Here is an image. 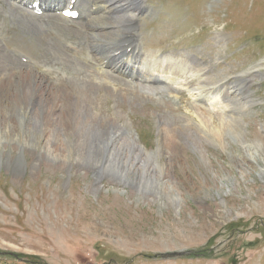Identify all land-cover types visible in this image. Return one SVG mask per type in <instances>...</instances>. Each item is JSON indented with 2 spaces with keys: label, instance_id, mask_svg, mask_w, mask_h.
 <instances>
[{
  "label": "rangeland",
  "instance_id": "1",
  "mask_svg": "<svg viewBox=\"0 0 264 264\" xmlns=\"http://www.w3.org/2000/svg\"><path fill=\"white\" fill-rule=\"evenodd\" d=\"M12 5L13 0L0 1L2 74L33 72L39 62L52 65L50 73L68 69L72 87L85 76L117 85L118 93L100 89L105 95L103 115H121L120 123L129 124V137L151 154L157 153L164 131L167 139L173 134L185 171L178 166L170 173L182 201L176 209L162 197H152L153 191H140L137 175L129 174L125 183L92 170L105 164V156L92 154L83 165L74 155L60 160L66 166L45 157L37 162L43 138L36 133L35 145L29 144L21 129L23 115L11 132L8 114L0 111V264H264V0H147L146 10L136 12L142 63L166 65L169 59L193 53L200 62L216 61L218 77L224 75L235 85L248 73L246 107L242 110L243 102L237 103L232 117L243 128H234L235 133L246 134L256 160L252 163L243 162L247 156L236 136L227 137L226 150L213 140L205 142V158L185 149L175 125V115H181L174 111L190 113L193 103L187 91L176 100L169 88L165 90L164 85L180 90L173 75L156 71L161 75L160 95L138 88L136 81L125 82L107 68L109 77L97 75L91 64L67 48L69 41H86L83 34L69 30L72 23L64 27L51 19L41 25L48 19L18 15ZM17 50L31 53L33 60ZM58 60L64 66H56ZM47 76L50 84H60L57 75ZM215 95L221 98L220 92ZM211 102L216 100L207 103L213 110L222 106ZM38 115L34 112L33 122ZM24 145L35 149L23 150ZM167 157L159 162L167 163Z\"/></svg>",
  "mask_w": 264,
  "mask_h": 264
},
{
  "label": "bare ground",
  "instance_id": "2",
  "mask_svg": "<svg viewBox=\"0 0 264 264\" xmlns=\"http://www.w3.org/2000/svg\"><path fill=\"white\" fill-rule=\"evenodd\" d=\"M8 1L5 0V2ZM13 1L14 5L12 7L18 12V15H24V17L25 15L33 17L35 15L34 4L39 3V8L43 11L42 17H40L50 19L49 22H47L48 20H42L41 25H49L51 19L59 23L63 22L62 26L64 27H69V23H72L69 30L71 32L75 31L78 35L83 34L86 41L84 43L69 41L67 48L76 57L78 55L80 58L83 57L86 64H91L97 75L107 78V70H104L107 68L118 78L124 79L125 82L130 81L133 85L136 82L140 83L137 85L138 88L140 87L142 90L150 89L157 92L158 95L163 94L161 91L163 88H158L162 85V82L157 76H161L159 74L163 72L173 75L174 84L180 86V90L177 89L176 91L173 86L164 85L165 90L169 88L168 94L171 93L172 98H176V100L184 94L183 90L187 91L193 103L189 107L190 113L179 111V109L174 111L175 114L179 113L181 115H175L178 119L175 125L179 128L177 130L179 138L187 144L185 149L190 147L201 158H205L206 152L203 148L205 142L213 140L226 150L229 147L227 137L236 136L239 137L241 147L247 156L243 159V162H256L252 148L248 147V144L246 145L244 130L235 133L234 128H243L241 125L234 124L232 117L235 111L234 106L237 103L243 102L242 110L246 107L244 96L246 92H249L248 85L250 81L244 76L248 73L238 77L240 80L242 79L241 85H235L227 80L224 75L218 77L215 73L216 61L210 63L200 62L193 56V53L181 55L182 60L169 59L166 61V65H163V62L156 65L155 63L151 64L149 61L146 62L147 64L142 63L144 55L140 50L137 35L136 23L138 19L136 16L138 13L136 15V12L142 13L146 10L147 0H89L86 4L82 0H76L73 9H79L80 15L77 20H69L62 16V12L72 5L71 0L68 3H65V0ZM59 9L61 14L58 16ZM80 21H83V23H80ZM64 23H68V25L65 26ZM64 45L66 44L64 43ZM83 45H86L89 50L87 56ZM17 51L21 56L24 57L23 54H26L29 59L33 60L34 55L26 53V50ZM27 51L29 52V50ZM54 64L64 66V63L60 61ZM35 66L37 68L33 72L22 70L23 72H10L11 74L7 75L2 74L4 68L0 67V111L8 114L6 116L7 128L11 132L16 131L18 116L23 115L24 128L22 122L21 129L29 144L35 145L36 133L43 138L45 147L40 153L37 152V162L45 157L54 162H62L63 166H66V163L60 160L74 155L78 164L83 165L85 164L84 159L90 158L92 154L105 156V164H97L92 170L106 173L107 176L115 178L118 182L125 183L129 182V174L137 175L140 191H153L152 197H162L165 201L167 200L171 207L176 209L180 207L182 201L180 191L176 188L175 182L177 179L174 177L170 179V173H176L175 168L178 166L181 168V172L184 173L185 164L177 158L180 149L173 134L167 139L166 131H164L163 141H158L157 153L151 154L134 141L131 136L129 137V124L127 122L120 123L119 119L123 118L121 115L115 114V117H110L102 113L106 105L105 95H101L100 89L103 91L106 89L115 90L118 93L120 91L116 89L118 88L117 85L85 76L83 78L76 77L78 86L72 87L67 83L68 79L66 77L71 75L66 73L68 69L50 73V66L52 65L40 66L39 62H36ZM152 66L156 70H153ZM47 67L48 69H46ZM194 72H197V74H190ZM251 73H258V71H252ZM48 74L57 75L60 84L56 82L50 84L47 79ZM153 84H158L156 89L152 87ZM46 85L53 86V88L44 89ZM45 90H48V92L44 95ZM96 90L97 93H95ZM206 92L213 97L208 98ZM218 92L221 93L219 100L216 95L214 96ZM212 100H216V102H211V105H222L218 107L219 110H213L208 106L207 103ZM96 105L97 107L100 105L98 110L94 109ZM34 112H38L39 115L36 116L33 122ZM170 112L174 115L172 110ZM219 112L221 113L218 117L215 113L219 114ZM174 131L176 134V129ZM26 149L32 150L35 148L24 145L23 150ZM165 156H168L167 163H160L159 160ZM174 159L177 160L176 166L173 164ZM260 173L264 175L263 168L260 169ZM165 177L169 179L167 180ZM162 184L163 187L161 188Z\"/></svg>",
  "mask_w": 264,
  "mask_h": 264
}]
</instances>
